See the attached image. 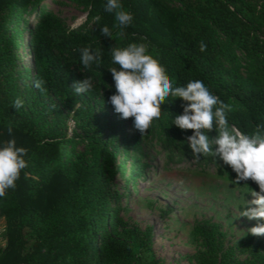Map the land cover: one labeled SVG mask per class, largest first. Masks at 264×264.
I'll use <instances>...</instances> for the list:
<instances>
[{"label":"trees","instance_id":"obj_1","mask_svg":"<svg viewBox=\"0 0 264 264\" xmlns=\"http://www.w3.org/2000/svg\"><path fill=\"white\" fill-rule=\"evenodd\" d=\"M49 1L52 2L0 0V141L14 138L17 146L28 149V167L22 170L16 187L0 197V219H5L7 229V243L0 244V264H96L117 257H124V264H132L138 254L144 264H157L142 242L133 243L118 236V218L114 214L105 217L108 228L97 235L92 231L97 223L93 207L96 194L103 173L111 171L110 161L114 157L108 145L102 142L99 151L92 150L89 154L87 148L92 147L96 138L87 136L82 149L72 150L82 139L52 138L24 106L19 110L13 106L17 98L11 93L16 66L15 39L27 29L28 23L20 28V19L11 22V17L19 14L26 21L37 15L33 82L39 79L46 82L44 92L35 87L37 101H51L56 96L66 109L77 113L75 107L81 95L71 88V78L78 81L91 76L96 88L87 95L98 96L105 85L100 73L114 66L110 48L131 42L145 43L169 79L177 85L202 80L230 105V125L251 135L258 124H264V40L253 33L248 17L254 24L263 23L264 5L258 9L247 0H178L181 6L164 0H122L134 19L121 29L116 26L114 14L104 11L106 0H75L86 9L88 20L100 17L93 28L76 30L59 26L51 8L42 12L40 6ZM105 25L111 37L101 33ZM202 43L204 51L200 49ZM85 46L102 51L103 62L99 67L86 69L81 65L79 49ZM235 49L243 56L239 57ZM225 57H230V64L224 62ZM239 61L250 63L246 76L237 70ZM114 92L105 91L112 108L108 101ZM182 103L181 98L162 103L160 116L144 132L145 137L149 138L158 127L164 147L179 154L178 162L190 158L214 163L232 181L235 173L222 160L208 154L193 157L187 143L191 129L171 125L172 116L182 112ZM115 115L122 120L120 114ZM209 135L215 136V130ZM130 172L134 177H142L146 166L135 160ZM248 184L259 190L254 181L249 179ZM199 229L206 236L214 234L211 223L200 224ZM251 253L259 264H264L261 241L253 244Z\"/></svg>","mask_w":264,"mask_h":264},{"label":"rangeland","instance_id":"obj_2","mask_svg":"<svg viewBox=\"0 0 264 264\" xmlns=\"http://www.w3.org/2000/svg\"><path fill=\"white\" fill-rule=\"evenodd\" d=\"M164 1L181 6L178 0ZM247 1L258 9L263 8V0ZM52 2L42 3L40 8L42 12L51 8L62 28L84 30L96 25L95 20H88L86 9L75 0ZM17 17L20 28L28 25L15 39L16 66L11 93L24 100V109L52 138L82 139L72 150L82 149L88 136L96 138L92 147L87 148L89 154L92 150L99 151L102 142L114 154L111 171L103 173L96 194L93 207L97 223L92 231L97 235L101 229L108 228L104 220L111 213L118 218V236L129 242H142L157 264H246L250 260L259 264L251 251L257 241L264 248V235L247 233L256 220L238 216L244 199H251L245 193L249 186L233 184L214 163L190 158L178 162L179 154L164 147L158 127L147 138L134 127L132 118L120 120L105 96V91H115L109 69L100 73L105 81L102 92L98 96L81 95L75 107L77 113L66 109L56 96L51 101H37L32 65L37 15L26 21L19 14L13 15L11 22L17 21ZM248 19L253 33L264 40V22L254 24L251 17ZM235 52L243 56L239 49ZM230 60V57L224 58L226 64ZM239 62L237 70L246 76L250 63ZM75 81L71 78L72 86ZM135 160L146 166L142 177H134L130 172ZM205 222L214 225L213 235L206 236L200 231V224ZM6 230V221L1 218L0 244L7 243ZM124 262V257H117L96 264ZM132 264H144L140 254Z\"/></svg>","mask_w":264,"mask_h":264},{"label":"clouds","instance_id":"obj_3","mask_svg":"<svg viewBox=\"0 0 264 264\" xmlns=\"http://www.w3.org/2000/svg\"><path fill=\"white\" fill-rule=\"evenodd\" d=\"M104 11L114 14L116 26L121 29L131 25L134 19L133 13L124 8L122 0H106ZM99 19V16L95 17L96 21ZM101 33L112 36L107 25L102 26ZM200 49L205 50L203 43ZM79 53L80 63L86 69L99 67L103 62L100 49L85 46L79 49ZM110 59L114 66L108 69L115 92L108 102L114 111L122 119L132 118L134 127L144 133L159 118L162 103L181 98L183 110L172 116L171 125L181 130H192L191 135L187 136V143L194 158L211 155L230 166L235 173L231 181L233 184L240 185L243 181V185L249 186L250 179L258 185L259 190L249 186L245 192L251 195V199H244L239 206L238 216L256 220L247 233L264 235V124H258L251 135L231 126L228 120L231 111L229 104L200 79L177 85L165 75L164 67L148 51L145 43L131 42L124 47H111ZM45 83L39 79L34 86L44 92ZM71 88L77 95H83L94 91L96 82L88 76L75 81ZM23 105L24 100L17 97L13 106L19 110ZM212 130H215V136L209 135ZM8 133L11 136V125L8 126ZM27 155L28 149L17 146L14 138L0 141V197L16 187L22 170L28 167Z\"/></svg>","mask_w":264,"mask_h":264}]
</instances>
